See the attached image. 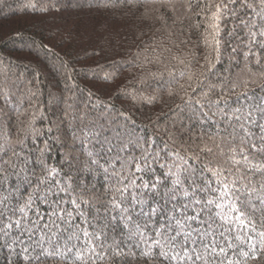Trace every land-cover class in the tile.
Here are the masks:
<instances>
[{"label": "snow or ice", "instance_id": "6c2138e0", "mask_svg": "<svg viewBox=\"0 0 264 264\" xmlns=\"http://www.w3.org/2000/svg\"><path fill=\"white\" fill-rule=\"evenodd\" d=\"M57 2L27 6L47 14L72 0ZM121 3L165 29L148 60L163 71L149 76H167L162 96L179 100L176 118L137 133L110 96L92 108L114 115H73L66 101L64 119L40 127L43 108L33 104L27 120L18 109L14 133L0 128V244L14 258L6 264H264V0ZM61 66L67 88L75 69ZM27 83L37 97L39 69ZM10 86L0 84L5 97ZM63 123L81 148L53 164L64 140L52 133Z\"/></svg>", "mask_w": 264, "mask_h": 264}, {"label": "trees", "instance_id": "16d2710c", "mask_svg": "<svg viewBox=\"0 0 264 264\" xmlns=\"http://www.w3.org/2000/svg\"><path fill=\"white\" fill-rule=\"evenodd\" d=\"M28 2L0 0V58L12 61L0 64V84L16 85L5 90L6 97L0 92V128L14 133L18 109H28L20 117L27 120L34 110L33 104L43 108L48 117L47 121L38 119V127L63 120L66 101L75 102L73 115L82 113L85 108L93 117L101 113L114 115L112 107L92 108L97 99L104 101L109 96L115 109L131 111L137 133L152 131V122L163 127L176 118L173 109L179 100L162 96L167 76L164 79L149 76V73L163 71L162 65L148 63L161 52L156 44L166 42L165 29L159 23L141 19L121 0H72L62 11L52 8L47 14L28 7ZM53 3L60 7L57 0ZM105 3L108 7H104ZM141 11L146 16L151 14L150 9ZM150 45L155 48L154 52L149 50ZM61 61H69L75 69L67 88ZM34 69H39L40 91L37 97L29 98L28 89L36 87L27 83ZM106 73L111 74L107 83ZM21 74L23 78L17 80ZM89 92L94 95L90 97ZM130 94L156 99L148 103L133 100ZM52 135H60L64 140L63 145H53L50 153L53 164L60 162L65 151L78 152L81 148L79 143L71 142L67 123L60 124L59 131L54 127ZM101 179L96 177L98 187ZM9 258L14 260L9 249L0 244V264H6Z\"/></svg>", "mask_w": 264, "mask_h": 264}]
</instances>
